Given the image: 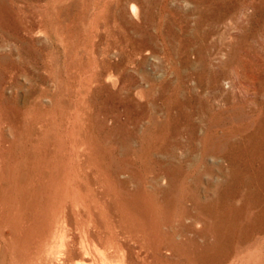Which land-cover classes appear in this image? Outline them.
Listing matches in <instances>:
<instances>
[{
    "label": "rangeland",
    "instance_id": "obj_1",
    "mask_svg": "<svg viewBox=\"0 0 264 264\" xmlns=\"http://www.w3.org/2000/svg\"><path fill=\"white\" fill-rule=\"evenodd\" d=\"M0 264H264V0H0Z\"/></svg>",
    "mask_w": 264,
    "mask_h": 264
}]
</instances>
